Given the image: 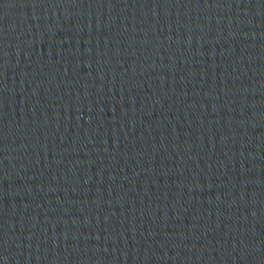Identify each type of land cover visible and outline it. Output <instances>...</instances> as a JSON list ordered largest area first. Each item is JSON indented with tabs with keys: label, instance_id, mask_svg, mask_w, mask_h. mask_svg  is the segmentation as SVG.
I'll list each match as a JSON object with an SVG mask.
<instances>
[{
	"label": "water",
	"instance_id": "water-1",
	"mask_svg": "<svg viewBox=\"0 0 264 264\" xmlns=\"http://www.w3.org/2000/svg\"><path fill=\"white\" fill-rule=\"evenodd\" d=\"M0 264H264V0H0Z\"/></svg>",
	"mask_w": 264,
	"mask_h": 264
}]
</instances>
